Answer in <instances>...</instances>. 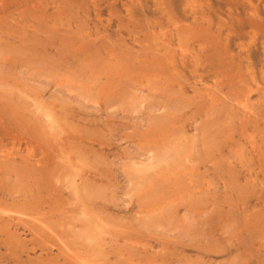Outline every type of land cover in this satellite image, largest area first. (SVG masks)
Instances as JSON below:
<instances>
[{"label": "rangeland", "instance_id": "374dc122", "mask_svg": "<svg viewBox=\"0 0 264 264\" xmlns=\"http://www.w3.org/2000/svg\"><path fill=\"white\" fill-rule=\"evenodd\" d=\"M0 264H264V0H0Z\"/></svg>", "mask_w": 264, "mask_h": 264}, {"label": "bare ground", "instance_id": "6f19581e", "mask_svg": "<svg viewBox=\"0 0 264 264\" xmlns=\"http://www.w3.org/2000/svg\"><path fill=\"white\" fill-rule=\"evenodd\" d=\"M37 220V219H36Z\"/></svg>", "mask_w": 264, "mask_h": 264}]
</instances>
